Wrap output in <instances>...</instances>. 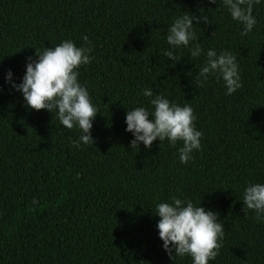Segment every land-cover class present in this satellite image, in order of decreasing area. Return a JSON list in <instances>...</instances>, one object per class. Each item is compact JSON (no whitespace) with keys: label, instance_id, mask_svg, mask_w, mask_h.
Listing matches in <instances>:
<instances>
[{"label":"trees","instance_id":"obj_1","mask_svg":"<svg viewBox=\"0 0 264 264\" xmlns=\"http://www.w3.org/2000/svg\"><path fill=\"white\" fill-rule=\"evenodd\" d=\"M249 3L256 24L241 35L224 0H0V264H192L157 235L155 205L172 197L218 213L209 264H264V223L242 203L248 183L264 184V0ZM188 13L207 22H194L197 40L173 49V64L168 27ZM63 40L92 48L78 77L98 109L90 147H72L78 128L27 108L4 80L10 69L18 83L26 58ZM208 49L236 56L233 94L216 75L198 83ZM145 88L192 107L202 137L187 163L182 141L130 146L125 113L152 110Z\"/></svg>","mask_w":264,"mask_h":264},{"label":"clouds","instance_id":"obj_2","mask_svg":"<svg viewBox=\"0 0 264 264\" xmlns=\"http://www.w3.org/2000/svg\"><path fill=\"white\" fill-rule=\"evenodd\" d=\"M216 3V0H210ZM259 2V0H257ZM233 20L243 25L241 35L252 31L256 24L251 14V3L242 7L245 0H224ZM194 22H207L206 16L196 17L190 13L177 17L168 27L166 42L170 49L164 52L173 64L178 58L173 49L187 48L190 41H196ZM87 42V36L82 37ZM91 47H77L72 40H63L54 47H45L36 52V59L26 58L25 71L19 82L13 80L9 69L5 73V83L14 91H18L27 108L45 109L55 113L59 123L67 129H79L80 135L71 141V146L88 147L94 143L91 135L93 120L98 113L92 103L89 92L79 80V68L86 65L92 57ZM202 49L199 43L190 49L192 57L200 56ZM206 61L199 69L201 78L198 83L206 81L209 75H216L223 81L226 94L231 95L242 84L240 80L236 56L229 51L217 54L215 49L205 53ZM145 97H152V110L141 106L126 111L125 131L131 133L133 139L130 146L139 147L142 143L147 149L153 141L167 140L170 145L182 141L178 149L180 163H187L194 150L201 148L202 132L194 126L196 119L190 105L180 106L170 102L162 95L153 96L150 88L142 90ZM150 117V118H149ZM243 206L253 210L258 222L264 223V184L248 183L243 190ZM194 204L191 200L171 198L169 202H159L153 212L159 219L156 222L158 238L162 241V249L169 255L189 256L192 264H209L219 254L224 236V226L219 223L218 213Z\"/></svg>","mask_w":264,"mask_h":264}]
</instances>
